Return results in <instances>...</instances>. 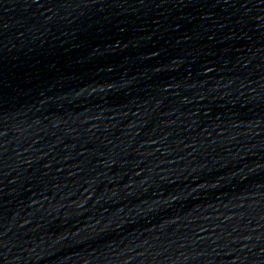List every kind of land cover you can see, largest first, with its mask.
I'll list each match as a JSON object with an SVG mask.
<instances>
[{"label":"water","instance_id":"95a60500","mask_svg":"<svg viewBox=\"0 0 264 264\" xmlns=\"http://www.w3.org/2000/svg\"><path fill=\"white\" fill-rule=\"evenodd\" d=\"M0 264H242L197 0H0Z\"/></svg>","mask_w":264,"mask_h":264}]
</instances>
